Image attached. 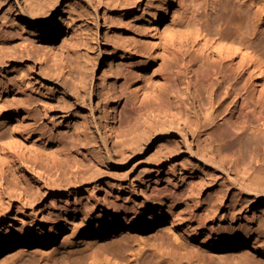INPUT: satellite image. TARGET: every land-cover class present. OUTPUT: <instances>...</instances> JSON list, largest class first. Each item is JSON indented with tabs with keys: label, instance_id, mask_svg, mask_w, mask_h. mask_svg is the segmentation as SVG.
<instances>
[{
	"label": "rangeland",
	"instance_id": "374dc122",
	"mask_svg": "<svg viewBox=\"0 0 264 264\" xmlns=\"http://www.w3.org/2000/svg\"><path fill=\"white\" fill-rule=\"evenodd\" d=\"M196 1L195 9L191 0H177L168 19L171 27L162 23L156 33L151 27V12L158 0H0V93L9 97V109L21 102L29 103L31 121H36V126L46 133L42 160L46 165L35 168L32 163L22 162L20 174H25L26 180H15L16 185L12 183L9 187L0 184V219L6 216L4 223L0 220V233L9 226L17 234L56 231L60 227L66 233L77 234L67 245L61 243V234L46 249L32 245L11 264H66V261L75 264L90 261L94 250L122 253L118 246L129 244L125 231L87 245L80 242L81 231L70 233V227L80 220H91L94 224L103 216L110 220L116 213L122 217L139 216L147 204L162 206L167 218H170L169 207L174 211L185 210L189 204L197 217L207 209L217 214V221L234 208L244 228L263 235L264 200L254 198L242 207L232 203L234 197H249L237 184L241 175L235 166L221 168L217 159L212 158L214 162L201 159L199 134L193 128H186L183 122L185 119L192 124L194 119L189 102L186 101L187 105L178 102L176 106L184 114L180 124L188 145L172 128L168 135L163 133L166 126H177L168 106L149 105V97L167 85L172 54L178 59L186 50L194 54L192 40L186 36L193 24L209 22L213 31L220 28L222 34L245 38L264 50L263 19L254 17L264 0ZM52 5L57 6V11L49 29L56 30L55 38H49L44 31L39 40H34L35 44L20 43L15 31L28 37L42 32L43 28L35 30L21 21L19 12L46 16ZM171 35L174 40L185 36L175 42ZM151 39L159 44L158 52L151 48ZM201 41L204 37L198 38L197 42ZM139 59L147 64V78L151 81L138 90L128 73ZM120 61L127 65L118 68ZM187 71L184 65L177 72L174 70L179 79L177 95L182 101L186 100L184 77L191 76ZM124 77H128L125 97L118 101L114 122L108 123L107 105L117 102L118 85ZM249 82L253 86L252 79ZM255 86L257 90L264 89V74L258 76ZM194 88L197 89L192 87L191 91ZM199 99L204 114L209 106L207 94H200ZM195 105L201 107L198 101ZM229 106L218 121L230 135L225 148L240 160L241 166H246L256 160L258 152H264V124L258 134L232 125L230 116L236 109L232 104ZM0 122V132L11 130L10 123H15H5L3 118ZM34 138L26 142L27 146ZM40 143L37 141L35 145ZM243 144L247 146L245 149L241 147ZM64 158L61 168L48 170L51 160ZM147 177L151 178L149 182H145ZM154 187L159 191L158 196L151 194ZM85 204L88 209H84ZM217 221H214L216 226ZM185 225L179 226L185 228ZM179 226L173 227L179 235L177 243L192 245ZM145 235L151 241L147 246L142 245L134 258L149 264L154 256V246L150 245L154 236L163 242L172 238L167 229L157 227ZM247 250V259L252 264H264V256ZM124 254L131 255L128 251ZM92 264L105 262L99 258Z\"/></svg>",
	"mask_w": 264,
	"mask_h": 264
},
{
	"label": "bare ground",
	"instance_id": "6f19581e",
	"mask_svg": "<svg viewBox=\"0 0 264 264\" xmlns=\"http://www.w3.org/2000/svg\"><path fill=\"white\" fill-rule=\"evenodd\" d=\"M176 2L177 0H158L153 7L151 27L156 33L162 23L166 22V27H171L168 19ZM197 5L196 0H191L192 7L195 8ZM56 11V5H52L50 14L46 16H41L38 13L29 15L26 11L21 10L19 12L21 21L34 27L35 30L43 28V31L36 32L33 36L28 37H23L18 31H15L20 43L27 41L35 44L36 41L34 40L37 38L39 40L44 31H47L45 35L48 34L49 38L54 39L56 30L49 29V26L56 17ZM254 17L258 20L263 19L264 24V1L255 12ZM209 26V22L198 23L193 24L188 29L186 36L192 40L194 54L191 55L190 50H186L180 56V59L172 54L173 59L171 68L168 69L167 85L155 91L149 97V105L158 108L168 106L170 116L175 117L174 119L177 120V126H174L173 121H171L172 125L166 126L163 133L168 135L170 128H172L177 131L181 140L188 145L189 142L185 139L186 134L180 124L183 113L181 114V110L177 109L179 106L177 104L180 102L185 105L189 102L194 113V119L193 121L189 120L192 121V124L187 123L185 119L182 121L186 122V128H193L192 130L198 132V148L200 149L201 159L210 162L213 161L212 158L217 159L221 168L235 166L238 171L237 174L241 175L237 184L249 197H243L242 199L234 197L231 201L234 205L242 207V205L249 204L254 198L261 197L264 200V152L256 153L255 161L246 166H241L240 160L233 157L231 152L225 148L228 145L230 135L226 129L221 127L218 121L221 119L220 115L228 111L229 105L232 104L236 109L235 113L230 116L232 125H240L244 131L250 130L253 134H258L261 131L264 124V89L257 90L255 84L258 76L264 74V50L250 40L222 34L220 28L219 31L215 32ZM249 34L254 35V28ZM183 36L185 35L178 36V40H182ZM200 37H204V41H201V43L197 42ZM177 38L174 40L171 35V39L175 42H178ZM150 45L155 51H159V44L155 40L151 39ZM173 47L175 48V46ZM125 65H127V62L120 61L118 68L121 69ZM182 65L188 70L187 73L191 74L190 77L186 75L183 80V90L186 94V100L184 101L177 95L179 79L175 74ZM147 69V64L139 59L135 68L128 73L134 79L133 84L138 90L143 89L148 84L147 82L151 81L150 78H147ZM127 78L124 77L118 85L120 96L117 102L107 105L105 119L108 123L114 122L118 101L125 97ZM249 79H252L253 86ZM192 87L197 89L194 88L195 90H192L194 91L192 92ZM200 94H207L209 102L204 114H202L204 105L202 106L200 103ZM98 98L100 99V97ZM227 100L230 101L223 107ZM197 101L201 105L199 109L195 105ZM28 106L29 103L21 102V104L15 105L13 110L9 109V97L2 96L0 93V119L3 118L4 122L8 124L9 121L15 122L10 123L11 130L7 129L0 132V184H4L6 187H9V184L12 183L16 185L17 180H26L25 174H20L21 169H23L22 162L32 163L35 168L46 165V162L42 161L45 159L43 152L45 151L44 139L46 133L36 126V121H31L32 115L27 108ZM189 112L191 111L189 110ZM202 115L204 116L203 119H201ZM31 137H35V140L32 141L30 146H27L26 142ZM37 141L41 143L35 145ZM175 147H177V144L173 148ZM241 147L245 149L247 146L243 144ZM173 148H169V151H175ZM120 151L124 152L122 149ZM64 162L65 158L64 160H51L50 165H47L48 170H58ZM224 172L226 173L227 170ZM144 179L145 182L151 180L150 177ZM22 191L27 194L26 188H23ZM151 194L158 196V189L156 187L152 188ZM236 198L237 200H235ZM188 203L193 204L192 201ZM187 205L188 207L185 210L178 211L171 210L168 206L170 218H167L165 209L162 206L156 207L154 204H147L139 216L124 215L122 217L121 214L116 213L110 220H106L103 216V219L98 220L95 224L91 220L75 222L70 227V233H75L79 229L81 231L79 234L80 242L87 245L119 236L122 230L126 232V239L129 241L126 246H118L122 253H116L108 249L94 250L90 254V261L83 260L75 264H92L93 261L99 258H102L105 264H142L140 259L134 258V256L140 253L142 245H149L151 240L146 237L145 233L152 231L154 227H157L158 230L167 229L172 239L163 242L154 236L153 242L150 243L154 246L152 251L154 256L149 264H252L247 259V253L245 252L248 251L247 249L264 256V233L261 236L259 231L255 229L244 228L241 219L234 212V208H230V211L217 221V214L212 210L203 209L197 217L193 209L189 208L190 205ZM255 205L257 206L258 203L256 202ZM212 207L215 208V205ZM84 209H88V204H85ZM5 218V215L1 217L2 223H4ZM214 221H217L219 225L216 226ZM183 223L186 224L185 228L179 226ZM175 226H179L184 238L192 242V245L177 243L179 235L173 230ZM58 234L63 237L61 240L63 245L72 243L71 239L77 236V234L66 233L64 227H60L56 231L50 229L49 231H38L36 233L20 232L17 234L11 231L9 226H6L3 232L0 233V264H11L16 256L23 251H28V248L32 245L42 250L46 249L57 239ZM124 251H128V254L130 252V257H125ZM66 264L71 263L66 261Z\"/></svg>",
	"mask_w": 264,
	"mask_h": 264
}]
</instances>
